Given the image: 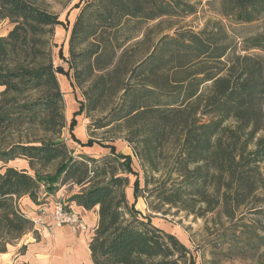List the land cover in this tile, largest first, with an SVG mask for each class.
Returning <instances> with one entry per match:
<instances>
[{
    "label": "trees",
    "instance_id": "trees-1",
    "mask_svg": "<svg viewBox=\"0 0 264 264\" xmlns=\"http://www.w3.org/2000/svg\"><path fill=\"white\" fill-rule=\"evenodd\" d=\"M94 3L73 26V34L91 41L90 48L73 54L75 63L84 64L75 66L74 81L91 85L88 104L80 102L72 114L69 134L81 147L108 149L99 161L73 156L60 139L65 121L57 75L68 71L51 63L43 37L62 22L28 0H0V20L13 25L0 37V253L33 230L18 206L22 196L37 203L42 187L52 194L71 183L80 190L70 202L86 211L98 207L89 243L93 264H195L185 245L127 202L124 174L136 175L131 156L117 152L112 140L81 142L73 134L76 117L82 107H98L108 91L122 92L119 109L98 128L125 126V141L147 174L144 189L138 178L133 183L135 200L147 194L197 217L217 209L229 220L243 214L241 209L264 217V0H220L219 14L231 24L261 22L242 42L213 21L198 32L163 35L140 59L125 50L131 32L144 22L192 15L197 3ZM18 159L33 174L9 166ZM54 162L55 171L44 173ZM152 210L161 212L160 206Z\"/></svg>",
    "mask_w": 264,
    "mask_h": 264
},
{
    "label": "rangeland",
    "instance_id": "rangeland-1",
    "mask_svg": "<svg viewBox=\"0 0 264 264\" xmlns=\"http://www.w3.org/2000/svg\"><path fill=\"white\" fill-rule=\"evenodd\" d=\"M28 1L49 13L57 15L58 20L63 24L47 29L48 31L43 37L47 42L43 45V48L47 51L51 63L54 66L60 65L64 70L68 71L67 76L57 75L63 98L65 121V128L62 130L60 139L65 143L68 150L73 151V156L83 155L99 161L101 157L108 154V149L102 148L97 144L90 148L81 147L73 142L69 134V123L72 114L80 107V102L82 105L88 104L86 92L91 85V82H83L81 85H77L74 81L75 66L80 67V64L81 66L84 64L81 63V59L75 63L73 54L90 48L91 41L90 39L82 41L80 34H73V26L86 5L95 4V0ZM193 1L197 3L196 13L183 18H163L150 23L144 22L139 26V29L131 32L133 39L126 45L125 50L133 52L128 53V55H133L132 59H140L146 54V51H153L152 45H156L163 35H174L177 29H188L198 32L208 22L213 21L221 22L229 34L236 37L235 39L238 42H242L241 38L243 36H250L259 30L260 21L251 25L239 26L231 24L229 22L230 19H226L219 14L220 0ZM12 27L13 25L7 19L0 20V37L6 36ZM231 28H233V33L230 32ZM137 42H141L139 46H133ZM119 53L120 51L117 54L119 55ZM251 53L257 52L251 51ZM70 63L74 65V69L69 70L68 67H71ZM121 96L122 92L108 91L94 110H90L89 107H82V113L76 117V126L73 129V134L81 142H86L89 138L98 141L112 140L111 143L115 145L117 152L122 153L123 150L129 152L132 159V168L136 175L124 174L128 179V185L124 190L127 202L132 204L133 183L138 178L140 188L144 189V177L147 174L141 169L138 160L133 156L131 148L125 141L126 129L122 123L98 128L100 123L110 120L111 111L119 109L122 102ZM103 149H106L105 154L98 155L95 152ZM56 164L57 162L52 163L47 168H44L43 172L53 173ZM9 166L17 169L25 168L30 174H33L29 170L28 162L24 159L12 161ZM70 184L66 183L64 186ZM141 194H144V192ZM145 196L146 199L142 197L134 199L133 203H135V206L137 199H143L145 208L142 212L140 211L141 214L150 218L152 226L163 233L173 235L185 245L189 252L196 257L195 264H264V243L260 242V237L264 235L263 216L254 215L248 213L245 209H241L239 213L243 212V214L229 220L221 213L220 209H217L203 217H197L166 204L160 205L158 200L154 198L147 199V194ZM147 201L150 202V206ZM153 206H160L161 212L152 210ZM248 243L251 245H248Z\"/></svg>",
    "mask_w": 264,
    "mask_h": 264
},
{
    "label": "crops",
    "instance_id": "crops-1",
    "mask_svg": "<svg viewBox=\"0 0 264 264\" xmlns=\"http://www.w3.org/2000/svg\"><path fill=\"white\" fill-rule=\"evenodd\" d=\"M95 152L98 155L105 154L106 149ZM122 153L129 155L127 150ZM79 190L77 186L70 184L59 186L54 193L47 194L42 187L37 203L32 202L27 195L22 196L18 206L28 219L36 218L42 210L46 211V215L42 217L44 226L33 227L31 232L9 246L7 252L0 253V264H93L89 243L98 224V207L86 211L74 201L70 202L68 198ZM131 199L133 203V195ZM57 200L80 215L89 230L74 233L66 225L52 227L47 214L52 211L51 207ZM135 207L142 212L145 208L143 199H137Z\"/></svg>",
    "mask_w": 264,
    "mask_h": 264
},
{
    "label": "built area",
    "instance_id": "built-area-1",
    "mask_svg": "<svg viewBox=\"0 0 264 264\" xmlns=\"http://www.w3.org/2000/svg\"><path fill=\"white\" fill-rule=\"evenodd\" d=\"M46 215V211H40L36 218H31L30 221L33 227L44 226L42 217ZM48 217L51 221L52 227L68 226L72 232H86L89 230L83 219L72 210L65 207L61 201H56L53 204L52 211L48 212Z\"/></svg>",
    "mask_w": 264,
    "mask_h": 264
}]
</instances>
